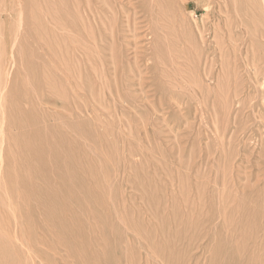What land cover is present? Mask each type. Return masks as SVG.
Here are the masks:
<instances>
[{"label": "rangeland", "instance_id": "1", "mask_svg": "<svg viewBox=\"0 0 264 264\" xmlns=\"http://www.w3.org/2000/svg\"><path fill=\"white\" fill-rule=\"evenodd\" d=\"M262 0H0V264H264Z\"/></svg>", "mask_w": 264, "mask_h": 264}, {"label": "bare ground", "instance_id": "2", "mask_svg": "<svg viewBox=\"0 0 264 264\" xmlns=\"http://www.w3.org/2000/svg\"><path fill=\"white\" fill-rule=\"evenodd\" d=\"M262 3H263V9H264V0H262ZM264 13V12H263Z\"/></svg>", "mask_w": 264, "mask_h": 264}]
</instances>
